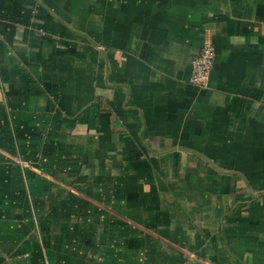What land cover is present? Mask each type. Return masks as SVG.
Instances as JSON below:
<instances>
[{
  "label": "crops",
  "instance_id": "0c3cea01",
  "mask_svg": "<svg viewBox=\"0 0 264 264\" xmlns=\"http://www.w3.org/2000/svg\"><path fill=\"white\" fill-rule=\"evenodd\" d=\"M0 264H264V0H0Z\"/></svg>",
  "mask_w": 264,
  "mask_h": 264
},
{
  "label": "built area",
  "instance_id": "2783aa9c",
  "mask_svg": "<svg viewBox=\"0 0 264 264\" xmlns=\"http://www.w3.org/2000/svg\"><path fill=\"white\" fill-rule=\"evenodd\" d=\"M216 52L211 43H205L200 54L192 62L189 83L201 89L209 87L210 76L215 63Z\"/></svg>",
  "mask_w": 264,
  "mask_h": 264
}]
</instances>
